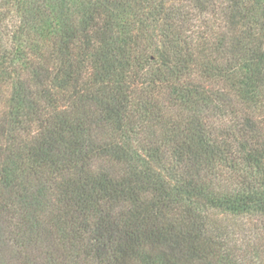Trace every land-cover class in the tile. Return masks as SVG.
<instances>
[{
	"label": "trees",
	"instance_id": "1",
	"mask_svg": "<svg viewBox=\"0 0 264 264\" xmlns=\"http://www.w3.org/2000/svg\"><path fill=\"white\" fill-rule=\"evenodd\" d=\"M0 264H264V0H0Z\"/></svg>",
	"mask_w": 264,
	"mask_h": 264
}]
</instances>
